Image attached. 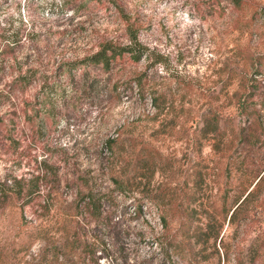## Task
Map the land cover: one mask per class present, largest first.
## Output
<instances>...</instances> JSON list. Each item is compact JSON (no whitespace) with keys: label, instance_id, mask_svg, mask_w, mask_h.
I'll return each mask as SVG.
<instances>
[{"label":"rangeland","instance_id":"obj_1","mask_svg":"<svg viewBox=\"0 0 264 264\" xmlns=\"http://www.w3.org/2000/svg\"><path fill=\"white\" fill-rule=\"evenodd\" d=\"M15 181L0 264H264V0H0Z\"/></svg>","mask_w":264,"mask_h":264},{"label":"trees","instance_id":"obj_2","mask_svg":"<svg viewBox=\"0 0 264 264\" xmlns=\"http://www.w3.org/2000/svg\"><path fill=\"white\" fill-rule=\"evenodd\" d=\"M132 32V30H129ZM137 43L136 34H133L130 36V44L126 46H119L116 48H112L109 53L107 54V50H101L91 57L87 58L86 60L81 61L82 63H92V64H99L101 63L103 67L108 68L110 63L113 62L116 58L122 57L125 54H128L132 59L135 61L138 60L140 56L139 50L135 49L134 46ZM132 44V45H131ZM134 45V46H133ZM25 76L21 77V81L24 82ZM28 78H26V81L24 84H28ZM155 101V100H154ZM261 178L258 179L256 183H254V186L250 192L246 195V197L241 201L240 204H236V207L231 211L229 215L228 222L232 223L234 218L236 217L238 213V209L241 204L248 198L249 195H251L252 191L255 190V188L259 185ZM17 190V191H16ZM11 194L16 195L17 198L23 197L24 205L29 204L33 199L34 189L32 186H28L27 190L23 189V187L17 186V182L15 181L14 184L11 187H5L2 184H0V200H6L7 198L11 197ZM215 238H218V234ZM224 256H227V252H225Z\"/></svg>","mask_w":264,"mask_h":264}]
</instances>
